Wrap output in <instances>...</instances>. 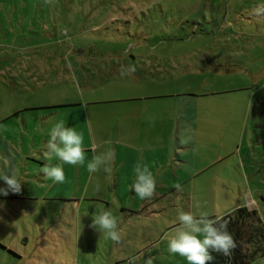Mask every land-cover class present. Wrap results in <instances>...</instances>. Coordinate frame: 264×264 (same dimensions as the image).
<instances>
[{"label":"rangeland","instance_id":"1","mask_svg":"<svg viewBox=\"0 0 264 264\" xmlns=\"http://www.w3.org/2000/svg\"><path fill=\"white\" fill-rule=\"evenodd\" d=\"M259 6L264 0H0V117L25 104L108 93L151 97L136 102L159 104L160 114L172 108L168 121L162 114L125 142L110 135L111 115L91 119V136L77 109L54 117L51 125L64 120L83 132L86 163L109 148L114 161L94 173L86 163L65 164L63 184L36 185L27 177L19 194H0V264H187L167 251L180 210L215 216L239 204L255 209L264 226V15L253 13ZM130 65L134 76L121 78L120 67ZM184 103L196 119L187 121L190 133L178 144L173 106ZM178 145L188 160L175 167ZM40 159L20 170L32 173ZM142 161L156 186L168 187L145 200L130 189L133 166ZM100 209L117 218L119 243L89 226ZM249 264H264V254Z\"/></svg>","mask_w":264,"mask_h":264},{"label":"clouds","instance_id":"2","mask_svg":"<svg viewBox=\"0 0 264 264\" xmlns=\"http://www.w3.org/2000/svg\"><path fill=\"white\" fill-rule=\"evenodd\" d=\"M49 2V0H45ZM257 16L264 15V6L253 9ZM136 72L135 66H121L119 73L121 78L130 76ZM42 154L46 163L40 167L46 180L53 183L63 184L66 181L63 165L82 166L86 163L84 149V134L77 131L75 127H66L64 120H58L52 124L48 131V139L44 144ZM115 152L106 149L90 160H87L86 168L89 173L99 172L100 170L109 171L110 165L114 161ZM3 167L0 168V180H3L6 187H0V194L7 196L9 192L19 194L21 192V180L15 174L4 169L10 167L7 158L0 157ZM56 161V163H53ZM134 178L130 189L141 200L150 199L156 188V180L153 172L147 164L137 162L133 166ZM180 190L179 184L175 185ZM97 191L100 185H95ZM198 207V206H197ZM227 214L210 215L208 212L201 211L198 214L191 210H180L177 213L176 221L178 226L174 227L172 233L167 237V251L172 255H179L186 259L187 264H208L214 259L212 253L219 252L230 256L236 247L233 236L227 230L229 221L225 219ZM94 230L105 233V238L119 243L122 236L118 230L117 218L111 211L100 209L92 216L89 225ZM145 264H152V260H146Z\"/></svg>","mask_w":264,"mask_h":264},{"label":"crops","instance_id":"3","mask_svg":"<svg viewBox=\"0 0 264 264\" xmlns=\"http://www.w3.org/2000/svg\"><path fill=\"white\" fill-rule=\"evenodd\" d=\"M134 76V74H132ZM164 94V93H162ZM149 95V94H148ZM155 95V94H151ZM141 96H144L141 97ZM177 96L182 97H195L196 94L192 93H185L179 94ZM119 98H130V99H119ZM151 97H146V95H139L134 96H118L116 98L112 94L108 93L107 96L102 97L100 99H89L81 101L80 99H72L65 101H47L41 103H34L29 105H22L16 109H12L7 115L0 117V157L7 158L10 161V167L4 169L12 174H15L21 182L23 179L27 177L33 179L36 183H43L45 182L47 185H51L53 182L51 180H46L43 173H40L39 169L33 170L32 173H28L26 170H20V167H27V161H34L36 157L42 158L41 166L42 167L46 161L43 159V149L44 144L48 139V131L52 126V119L57 117V115H61L59 117L67 118L68 115L71 113H75L77 109V113L80 117L84 119L83 128H85L84 132L89 133L91 136L92 133V126L91 119L100 118L103 119L105 117H115L116 120L111 122L109 126H112L110 135L115 139V141L125 142L126 140H133L134 141V132H138L141 129L142 124L146 123V126L151 127V123H155L156 120H163L165 117L162 114L167 115V121L170 118V113L172 112L171 106H169L168 113H161L160 110L164 111V107L161 105L155 104H144L143 102H136L142 99H147ZM119 99V100H117ZM93 101V102H90ZM75 107V108H74ZM74 109V110H71ZM178 111H181L180 114H177ZM152 115L148 118H140L141 115L144 113ZM173 112L175 114V120H177V130L175 132L176 142L178 144L181 143L182 136H187V133H190L189 130H186L188 127L187 121H191L192 119H196L194 109L191 112H187V105L179 104L176 108L173 106ZM134 113L138 114V119L134 118ZM141 113V115H140ZM155 115H157L155 117ZM52 120V121H51ZM100 126H102V121L99 120ZM11 123H14L11 124ZM2 125V126H1ZM33 125V127H32ZM44 126L45 129L43 131L39 130V126ZM50 125V126H49ZM18 128L19 135H14L12 131ZM48 126V127H46ZM66 127H69V124H65ZM108 126V127H109ZM33 128V131H28L29 128ZM88 128V129H87ZM92 128V129H91ZM102 129V128H101ZM95 131V130H94ZM29 132H32L29 134ZM99 130V138H103L104 134H101ZM93 136V135H92ZM173 135H171L172 137ZM138 137V136H137ZM131 138V139H130ZM139 139V138H136ZM107 140V139H106ZM149 140V139H147ZM173 140V139H172ZM185 147V146H184ZM181 147L180 145L177 146L175 149V156L176 158H171L173 165L176 167L180 162H185L188 160L186 157L181 156ZM40 154V156H39ZM144 153H142L141 158L144 159ZM30 158V159H29ZM56 163V161H53ZM142 163H144L142 161ZM145 164V163H144ZM150 166V164H148ZM33 166V165H31ZM209 166V164L207 165ZM3 167V162L0 160V168ZM33 168V167H32ZM204 168V167H203ZM207 168V167H206ZM34 169V168H33ZM176 171V168L174 169ZM189 173L194 174L193 170H190ZM154 175V174H153ZM26 183V181H23ZM37 185V184H36ZM0 187H6V184L3 180H0ZM157 189H165L168 187L162 186L160 183L156 186ZM10 193V192H9ZM2 195V194H1ZM242 206V205H240ZM239 204L234 206L233 209L240 207ZM247 207V206H246Z\"/></svg>","mask_w":264,"mask_h":264},{"label":"trees","instance_id":"4","mask_svg":"<svg viewBox=\"0 0 264 264\" xmlns=\"http://www.w3.org/2000/svg\"><path fill=\"white\" fill-rule=\"evenodd\" d=\"M227 230L233 236L236 247L230 256L213 252L214 259L208 264H249L257 253L264 254V226L255 209L240 206L226 213ZM243 240L248 244L247 251Z\"/></svg>","mask_w":264,"mask_h":264}]
</instances>
